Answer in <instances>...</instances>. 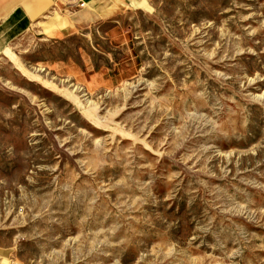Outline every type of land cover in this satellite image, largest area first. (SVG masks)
<instances>
[{
	"label": "rangeland",
	"instance_id": "1",
	"mask_svg": "<svg viewBox=\"0 0 264 264\" xmlns=\"http://www.w3.org/2000/svg\"><path fill=\"white\" fill-rule=\"evenodd\" d=\"M57 5L0 42V264H264V0Z\"/></svg>",
	"mask_w": 264,
	"mask_h": 264
},
{
	"label": "crops",
	"instance_id": "2",
	"mask_svg": "<svg viewBox=\"0 0 264 264\" xmlns=\"http://www.w3.org/2000/svg\"><path fill=\"white\" fill-rule=\"evenodd\" d=\"M90 6L99 9L106 4V0H86ZM115 2H130V0H114ZM57 0H0V42L26 30L33 22L40 19H50L44 25V30L53 33L61 32L64 28L63 20L58 12L54 16ZM108 10V8H106ZM110 10V9H109ZM45 22V21H41ZM36 25V23H34ZM53 29V30H52Z\"/></svg>",
	"mask_w": 264,
	"mask_h": 264
},
{
	"label": "built area",
	"instance_id": "3",
	"mask_svg": "<svg viewBox=\"0 0 264 264\" xmlns=\"http://www.w3.org/2000/svg\"><path fill=\"white\" fill-rule=\"evenodd\" d=\"M11 264H17L16 262H11Z\"/></svg>",
	"mask_w": 264,
	"mask_h": 264
}]
</instances>
